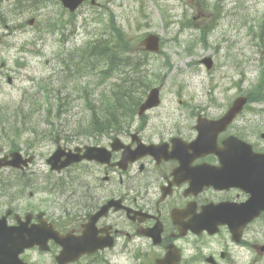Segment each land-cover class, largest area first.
<instances>
[{
  "label": "flooded vegetation",
  "instance_id": "obj_1",
  "mask_svg": "<svg viewBox=\"0 0 264 264\" xmlns=\"http://www.w3.org/2000/svg\"><path fill=\"white\" fill-rule=\"evenodd\" d=\"M255 116L240 113L216 135L213 151L209 144H195L199 112L192 107L156 115L147 112L111 130L96 128L89 144L110 149V161L77 163L85 168L78 209L72 197H66V216L47 210L40 218L47 228L52 224L62 233L78 234L90 215L113 198L125 209L113 207L96 223L98 236H112L113 246L81 258L110 261L124 252L141 263L156 264V259L170 253L180 264H264V129L257 131L262 121ZM230 135L249 146L224 143ZM116 137L120 142L113 147ZM35 162L33 158L32 164L19 169V175L11 169L3 172L8 186L16 189L0 191V219L5 228L23 225L29 229L39 224L26 198L39 184L30 181L29 175L42 176L36 174ZM64 177L66 181V172ZM15 179L17 183H12ZM47 246L46 250L27 248L20 258L36 264L32 251L54 257L59 246L51 238ZM6 248L13 255L18 245L9 248L0 241V250Z\"/></svg>",
  "mask_w": 264,
  "mask_h": 264
},
{
  "label": "rangeland",
  "instance_id": "obj_2",
  "mask_svg": "<svg viewBox=\"0 0 264 264\" xmlns=\"http://www.w3.org/2000/svg\"><path fill=\"white\" fill-rule=\"evenodd\" d=\"M0 1H3L1 4L6 7L3 11L8 16V9L11 15L19 14L20 9L14 4L17 0ZM31 1L26 0L28 7H22V14L8 22L7 27L0 23L2 107L13 108L19 104L26 107L28 103L24 93H39V82L58 70L60 57L56 54L62 56L61 49L66 51V47L81 45L90 37L108 34L111 17L127 32L130 44H138V54L144 50L141 40L147 33L153 32L161 37V51L148 55L144 67L149 75H158L153 85L161 86V105L154 109L155 113L175 112L184 109L182 107L185 105L193 108L198 105L200 111L215 115L240 90L249 89L261 69L264 70V50L255 41L258 24L264 14V0H96V5L88 1L83 3L73 15L66 10L61 12L50 1L35 7H32ZM215 2L220 5L219 15L213 14ZM60 16L64 22L53 34L44 29L53 19L60 20ZM31 19L33 22L29 23ZM194 20L197 25H214L207 42L199 41L200 30L193 26ZM23 22L24 26L21 27ZM206 54L214 57L211 70H206L199 62ZM241 72H244V76L238 85L234 81L239 82ZM8 76L11 77L10 82ZM95 82L106 81L95 79ZM99 87L95 85L91 90ZM66 91L72 93L69 115H86L78 95L70 88H66ZM34 101L32 120L35 122L43 118L45 112L40 111L41 114L37 109V100ZM62 117L66 118V112ZM35 123L39 128H46L43 122ZM10 136L13 137L12 134ZM19 138H16L17 142ZM22 143L24 139L19 141L20 145ZM38 144L37 158L43 162L54 144L51 140H41ZM41 168L46 170V165L42 164ZM54 211L60 212L58 208ZM31 254L36 264H56L51 257L40 255L37 251ZM136 263V259L120 254L113 258L111 264ZM75 264L93 263L91 260H81Z\"/></svg>",
  "mask_w": 264,
  "mask_h": 264
},
{
  "label": "trees",
  "instance_id": "obj_3",
  "mask_svg": "<svg viewBox=\"0 0 264 264\" xmlns=\"http://www.w3.org/2000/svg\"><path fill=\"white\" fill-rule=\"evenodd\" d=\"M45 1V0H39ZM56 5L57 1L52 0ZM56 21V20H55ZM101 21V20H99ZM56 26V22L48 23L46 29L53 31ZM264 29V22L262 24ZM110 31L108 34L103 35L93 41H89L84 47L73 48L72 50H67L69 57L62 58L60 60L61 67L60 72H63L62 81L66 84H70L72 88L81 87L83 91L86 92L87 87L90 83V79L95 73V69L100 61L107 59L111 62V59L116 60L118 66L123 65V55L125 48L129 43L126 39V34L123 30L116 25L113 17L109 23ZM104 33L106 28H103ZM113 33V34H112ZM126 65V64H125ZM118 69V68H117ZM67 71V72H66ZM113 71V70H112ZM111 71L103 69L98 75L105 79L106 75H110ZM128 75L123 76L118 82H109L107 86H104V90L100 92V97L97 101L87 99V106L89 110L93 113V118L89 123L90 127L97 125V119L95 118L99 112L111 113L113 110H128L135 109V105L139 102L140 95L145 93L146 89L151 84V79L148 81L136 78H127ZM49 83H47L43 88L49 89ZM250 98H264V76H260L257 86H254L248 92ZM59 97L57 98V101ZM59 108V106H58ZM24 113L23 110L18 108L12 115Z\"/></svg>",
  "mask_w": 264,
  "mask_h": 264
},
{
  "label": "water",
  "instance_id": "obj_4",
  "mask_svg": "<svg viewBox=\"0 0 264 264\" xmlns=\"http://www.w3.org/2000/svg\"><path fill=\"white\" fill-rule=\"evenodd\" d=\"M82 1H84V0H62L63 4L66 7H68L70 10H74ZM91 2L94 3L95 0H91ZM144 43L148 48H155L156 47V39L153 37V35H149L144 40ZM242 102H243V99H239L234 104L233 108L231 109V112L238 110ZM156 103H158V89L154 88L149 93L145 103L142 104L141 108L144 109V108L150 107ZM230 115H231V113H230ZM226 118L229 119L230 116L226 115ZM199 130H200L199 135L206 134L204 124L199 126ZM60 154L61 153L58 150L54 154L53 160H56L60 156ZM55 240L63 246V249H62L60 255L57 256V260H58L59 264H64L67 261L74 260V259L78 258V256L81 255L82 253L91 252L97 248V245L95 242L87 240L85 238H78V239H75L73 241H69V240H66L65 237H62V236L59 237L57 234H55ZM0 253L2 255V250H0ZM16 254H17V251L13 252V255H10L8 253L3 254V255H5V257L2 255L3 258L0 259V263L6 264V259H10V260H12L13 264H16L14 262V259H13L17 256ZM160 264H175V263L170 261V260L164 259L160 262Z\"/></svg>",
  "mask_w": 264,
  "mask_h": 264
},
{
  "label": "bare ground",
  "instance_id": "obj_5",
  "mask_svg": "<svg viewBox=\"0 0 264 264\" xmlns=\"http://www.w3.org/2000/svg\"><path fill=\"white\" fill-rule=\"evenodd\" d=\"M257 37H258V38H262V37H264V32H260V33H258V34H257ZM57 105L59 106V110H60L61 112H63V113H65V112L67 111V109H68V103L66 102V100H64V99H62V98H60V99L57 101ZM8 118L11 119L10 116H9ZM25 118H26L25 115H22V116H21V119L24 120Z\"/></svg>",
  "mask_w": 264,
  "mask_h": 264
}]
</instances>
